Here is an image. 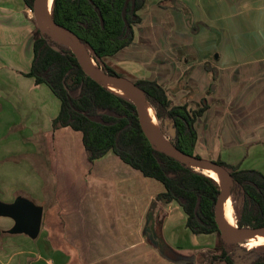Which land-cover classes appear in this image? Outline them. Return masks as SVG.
I'll list each match as a JSON object with an SVG mask.
<instances>
[{
  "label": "crops",
  "instance_id": "crops-1",
  "mask_svg": "<svg viewBox=\"0 0 264 264\" xmlns=\"http://www.w3.org/2000/svg\"><path fill=\"white\" fill-rule=\"evenodd\" d=\"M139 14L113 63L131 80H155L172 105L205 104L195 154L264 174V0H146ZM34 28L23 0H0V184L22 180V197L42 207L34 245L48 264H187L191 255L200 264L213 233L191 232L174 200L152 205L160 181L111 150L89 161L81 131L53 129L60 100L26 75ZM15 152L28 174L3 159Z\"/></svg>",
  "mask_w": 264,
  "mask_h": 264
},
{
  "label": "trees",
  "instance_id": "trees-1",
  "mask_svg": "<svg viewBox=\"0 0 264 264\" xmlns=\"http://www.w3.org/2000/svg\"><path fill=\"white\" fill-rule=\"evenodd\" d=\"M23 1L32 8L33 0ZM145 1L52 0L51 14L56 23L77 36L99 68L122 75L109 66L105 58L132 43L133 25L141 21L139 11ZM32 38L33 59L26 75L34 77L37 83H46L59 98L60 109L52 120L53 129L70 126L81 131L89 161L111 150L143 175L160 181L165 190L155 196L152 205L158 200L176 201L186 215V227L194 234L219 233L213 213L219 193L217 182L154 150L139 126L134 104L85 75L71 51L43 33L36 23ZM133 81L145 93L157 119L171 121L175 128L174 134L169 136L171 143L187 154H194L197 138L194 123L205 104L196 110L188 109L186 104L172 105L163 87L155 80ZM215 162L227 168L235 181L231 196L240 200L236 224L239 227L264 225V174L221 160ZM220 241V252L211 254L208 261L240 264L231 252L236 244ZM262 247L264 245L241 248V253L252 255ZM191 260L185 261L193 264V255ZM248 264H264V259L253 257Z\"/></svg>",
  "mask_w": 264,
  "mask_h": 264
},
{
  "label": "water",
  "instance_id": "water-1",
  "mask_svg": "<svg viewBox=\"0 0 264 264\" xmlns=\"http://www.w3.org/2000/svg\"><path fill=\"white\" fill-rule=\"evenodd\" d=\"M31 10H32L33 18L38 28L43 33L49 35L55 41L65 45L71 51L73 56L76 58L80 68L82 69L85 75H87L89 78L93 79L94 81L98 82L102 86H104L103 85L104 81H109V82L119 83L125 86L129 90V92L131 93L130 98L124 95L122 96L128 98L134 104L139 126L145 138L147 139L150 146L154 150L162 152L167 156L172 157L175 160L179 161L180 163H183L189 167L194 168L197 171H201L203 168H210V169H214L220 174L221 176L220 183L214 179L219 186V193L217 195V199L214 204L213 213L219 234L224 243L237 244L243 241H247L251 236L255 234L264 233V225L256 226V227H248V226L239 227L237 224H235L234 227H229L223 221V218L221 216V207L225 199L228 196H231V187L235 184V181L233 180L227 168L218 164L214 160L198 157L195 156L194 154L192 155L187 154L181 151L180 149H178L177 147H175L169 139H166V142H163L160 141L158 138H156L153 135L151 129L149 128L145 118V112H144L145 103H147L150 106L151 104L147 101L143 90L138 85H136L133 80L123 75L108 73L102 70L97 66L95 61H94L95 62L94 67L89 65L87 62H85V59L83 58V53L81 52L79 47V43L82 44V42L77 38V36L71 30L56 23L52 18L51 11L49 15H46L42 11L41 0H33ZM42 26H46L48 29L56 31L61 36L62 40H58L53 36H51L50 34H48L47 32H45L42 29ZM174 131L175 128L172 126L170 128V135H173ZM0 215L10 217L14 220V224L11 228V231L14 233H24L32 238L37 236V234L39 233L41 218H42V207L34 204L29 199L23 197H17L12 202H3L0 200ZM148 224L149 225L151 224V220L148 221Z\"/></svg>",
  "mask_w": 264,
  "mask_h": 264
},
{
  "label": "rangeland",
  "instance_id": "rangeland-1",
  "mask_svg": "<svg viewBox=\"0 0 264 264\" xmlns=\"http://www.w3.org/2000/svg\"><path fill=\"white\" fill-rule=\"evenodd\" d=\"M212 43V42H211ZM210 41L208 42V47L213 45L216 47L217 41H213L211 45ZM105 62L111 66L116 72L121 73L123 76H127L123 70H121L119 67H117L113 60L110 57L105 58ZM157 126L158 129L162 134H164L166 139H169L170 136V128L172 127L171 121L168 119H164V121L157 120ZM170 140V139H169ZM5 155V154H3ZM194 155H196L194 153ZM202 158L205 157H212L211 155L208 156H200ZM4 160L20 164L22 166V176L26 173L28 174V164L31 163L28 159L26 160L22 155L18 152L11 153L10 156H5L3 158ZM218 160V159H216ZM30 167V166H29ZM32 169V167H30ZM12 173L19 174V170H11ZM15 180H17L13 175H11ZM34 178V177H32ZM28 186L23 185V181L21 180L20 183L15 182L13 179L11 180L10 184H0V200L8 202L10 200H14L17 197L27 196L26 193H28V190L26 188ZM48 187V192H51V187ZM29 189V188H28ZM43 188V192H44ZM45 191V192H47ZM50 194V193H49ZM240 200L234 199L232 197V210L234 215V220L236 224V216L238 214V204ZM13 224L10 219L7 216L0 215V264H48L47 256H48V250L43 249L39 250L38 247L34 245V239L27 236L24 233H14L11 231L10 228H12ZM5 230H2V229ZM9 229V230H8ZM4 239V241L2 240ZM221 236L217 232H213V240L209 244H204L203 247H207L206 249H203L201 256H197V262L200 264H214L216 262L209 263L208 258L212 254L213 249L215 252H220V245H221ZM264 245V244H261ZM257 246L256 244L250 243L249 239L247 241H243L240 243H237L236 246H234L233 249H231V252H237V250H241V248L249 249L252 247ZM209 247V248H208ZM42 251V252H41ZM39 257V261L35 262V258ZM185 258H189L187 256H184ZM253 257H259L264 259V247L258 248L252 255H248L243 257L236 258L238 261L241 260L249 261ZM190 259V258H189ZM47 260V262H46Z\"/></svg>",
  "mask_w": 264,
  "mask_h": 264
},
{
  "label": "bare ground",
  "instance_id": "bare-ground-1",
  "mask_svg": "<svg viewBox=\"0 0 264 264\" xmlns=\"http://www.w3.org/2000/svg\"><path fill=\"white\" fill-rule=\"evenodd\" d=\"M51 6H52V0H41V9L46 15L50 14ZM42 29L48 34H50L51 36H53L54 38L58 40H62L61 36L56 31L48 29L46 26H42ZM79 47H80L81 52L83 53V58L85 59V62H87L89 65L94 67L95 62L92 59V57L89 55L87 50L84 48V46L81 43H79ZM103 85L109 90H111L112 92L124 95L129 98L131 97V93L129 92V90L125 86L119 83L104 81ZM144 112H145V118H146L147 124L149 128L151 129L153 135L156 138H158L160 141L166 142V138L164 134H161L160 131L158 130L157 118L155 117V112L153 108L147 103H145ZM201 172L217 180L219 183L221 182L220 174L214 169L203 168ZM221 216L226 225H228L229 227L235 226L231 196H228L223 202V205L221 207ZM249 241L250 243L256 244V245L264 244V233H259V234H255L251 236L249 238Z\"/></svg>",
  "mask_w": 264,
  "mask_h": 264
},
{
  "label": "flooded vegetation",
  "instance_id": "flooded-vegetation-1",
  "mask_svg": "<svg viewBox=\"0 0 264 264\" xmlns=\"http://www.w3.org/2000/svg\"><path fill=\"white\" fill-rule=\"evenodd\" d=\"M13 220V219H12ZM13 223H14V220H13ZM150 230H151V228H149V232H150ZM151 234V233H150ZM234 255H233V257H234V259H236V258H239V257H245L246 256V254H243V253H241V250H238L237 252H234L233 253ZM237 260V259H236ZM248 262L249 261H244V262H242L241 260H239V263L240 264H248Z\"/></svg>",
  "mask_w": 264,
  "mask_h": 264
}]
</instances>
